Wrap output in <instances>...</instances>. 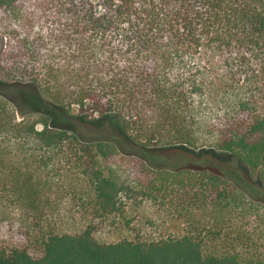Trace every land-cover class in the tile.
Returning <instances> with one entry per match:
<instances>
[{"label": "trees", "instance_id": "trees-1", "mask_svg": "<svg viewBox=\"0 0 264 264\" xmlns=\"http://www.w3.org/2000/svg\"><path fill=\"white\" fill-rule=\"evenodd\" d=\"M66 188L182 215L103 242L53 223ZM0 264H264V0H0Z\"/></svg>", "mask_w": 264, "mask_h": 264}, {"label": "rangeland", "instance_id": "rangeland-1", "mask_svg": "<svg viewBox=\"0 0 264 264\" xmlns=\"http://www.w3.org/2000/svg\"><path fill=\"white\" fill-rule=\"evenodd\" d=\"M203 117L212 114L201 112ZM81 134L85 138H91L98 134L92 126L81 124ZM205 131V130H201ZM200 132V133H201ZM197 148L209 146L213 141L210 134H200ZM178 149H161L156 152L160 157L168 158L176 155ZM139 162L133 159L117 157L113 170L121 181L136 180L139 176ZM56 206L53 208V223L61 230L76 234L83 232L87 227L91 228L96 238L103 242L123 240L125 238H138L141 240H156L168 236L171 232L167 229L169 223L179 219L182 215L178 201L170 198L164 202H153L136 197V199L122 200L120 212L110 219L96 215L91 202L83 201L79 193L69 188L60 189ZM131 222L130 228H124V222ZM183 220V219H182Z\"/></svg>", "mask_w": 264, "mask_h": 264}]
</instances>
